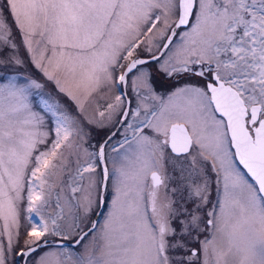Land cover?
Returning <instances> with one entry per match:
<instances>
[{
  "label": "snow or ice",
  "instance_id": "1",
  "mask_svg": "<svg viewBox=\"0 0 264 264\" xmlns=\"http://www.w3.org/2000/svg\"><path fill=\"white\" fill-rule=\"evenodd\" d=\"M0 264H264V0H0Z\"/></svg>",
  "mask_w": 264,
  "mask_h": 264
},
{
  "label": "flooded vegetation",
  "instance_id": "2",
  "mask_svg": "<svg viewBox=\"0 0 264 264\" xmlns=\"http://www.w3.org/2000/svg\"><path fill=\"white\" fill-rule=\"evenodd\" d=\"M158 86H159V81H158ZM160 90H163L164 91L165 89L164 88H160Z\"/></svg>",
  "mask_w": 264,
  "mask_h": 264
},
{
  "label": "rangeland",
  "instance_id": "3",
  "mask_svg": "<svg viewBox=\"0 0 264 264\" xmlns=\"http://www.w3.org/2000/svg\"><path fill=\"white\" fill-rule=\"evenodd\" d=\"M160 90V89H159ZM161 92H163V90H160ZM93 135L95 136L96 135V133L95 132H93Z\"/></svg>",
  "mask_w": 264,
  "mask_h": 264
}]
</instances>
